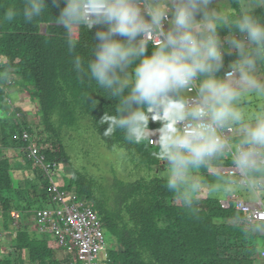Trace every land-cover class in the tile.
Masks as SVG:
<instances>
[{
    "label": "clouds",
    "instance_id": "1",
    "mask_svg": "<svg viewBox=\"0 0 264 264\" xmlns=\"http://www.w3.org/2000/svg\"><path fill=\"white\" fill-rule=\"evenodd\" d=\"M257 9L264 0H64L54 18L77 74L116 101L99 120L107 124L103 136L154 142L167 165L165 187L193 215L204 195L243 192L264 207V104L245 108L250 95L264 97V12ZM46 12L47 0H26L22 15L33 22ZM16 15L9 7L4 19ZM94 27L85 61L74 36ZM226 56L234 58L226 63ZM232 223L264 236V217L236 215ZM255 252L264 254V244Z\"/></svg>",
    "mask_w": 264,
    "mask_h": 264
},
{
    "label": "trees",
    "instance_id": "2",
    "mask_svg": "<svg viewBox=\"0 0 264 264\" xmlns=\"http://www.w3.org/2000/svg\"><path fill=\"white\" fill-rule=\"evenodd\" d=\"M25 3L0 0L1 228L11 232L16 220L49 202L51 180L28 156V147L38 144L50 161L70 165L72 175L64 176L62 188L86 200L98 212L108 237L116 239L103 264H258L264 259L255 252L264 236L245 234L233 225L234 216H246L234 202L229 208L222 206L221 201L233 195H204L199 212L190 214L165 187L167 165L157 158L155 144L128 143L120 132L103 136L107 124L100 125L99 120L106 111L115 112L116 101L75 71L74 54L68 50L63 26L54 19L64 0H47L49 13L33 22L23 18ZM9 7L17 12L11 21L4 19ZM52 17L50 28L43 33L40 24ZM95 31V27L89 31L80 28L74 37L78 41L75 54L85 61ZM224 34L222 31L221 36ZM233 58L226 56V63ZM15 87L28 91L38 106V125L30 122L23 108L14 106L10 91ZM87 119L90 126L85 124ZM158 126L150 122L151 128ZM92 130L108 147L124 148L136 167L148 171V177L131 182L116 179L105 185L85 169L75 167L69 142L74 133ZM17 171L26 173L25 177L20 180ZM200 174L204 175L203 170ZM205 178L211 182L210 177ZM27 228L18 230L14 242L21 264H81L74 250L61 247L56 240L40 238L36 229L31 232ZM13 261L10 253L0 264Z\"/></svg>",
    "mask_w": 264,
    "mask_h": 264
},
{
    "label": "built area",
    "instance_id": "3",
    "mask_svg": "<svg viewBox=\"0 0 264 264\" xmlns=\"http://www.w3.org/2000/svg\"><path fill=\"white\" fill-rule=\"evenodd\" d=\"M24 137L28 139L29 134L25 133ZM28 150V156L34 161V165L40 167L52 181V207L39 209L33 215L40 234L58 241L67 250H74L81 264H103L108 259L109 249L113 244L107 243L108 235L98 212L86 200L78 199L75 193L62 188L65 176L62 166L50 161L43 147L31 144ZM231 202L246 216L264 217V207L258 202H248L236 194L231 199L221 201L224 208H229ZM14 216L17 217L18 214L14 213ZM262 257L264 258V254Z\"/></svg>",
    "mask_w": 264,
    "mask_h": 264
},
{
    "label": "rangeland",
    "instance_id": "4",
    "mask_svg": "<svg viewBox=\"0 0 264 264\" xmlns=\"http://www.w3.org/2000/svg\"><path fill=\"white\" fill-rule=\"evenodd\" d=\"M42 32L45 33L46 31H42ZM77 36H78V30L76 31L74 37ZM23 91L25 92L22 94L21 103L24 104V108H27L24 111L26 113L28 111L27 115L29 117L30 122L35 125H38L40 122L38 106L30 99L29 92L26 90ZM249 100L251 102L245 105V108L249 110V113L251 111H254L259 104H264V97L250 95ZM14 106L16 107L18 106V104L17 105L14 104ZM85 121H86L85 124H88V126H90L91 120L87 119ZM69 144H70V152L72 154L75 167L85 169L90 175L94 176L100 182H102V184L111 185V183H113L114 180L116 179L131 182L137 180L142 176L148 177L149 175L147 170L135 166V162H133L128 157V154L124 148L108 147L107 144L99 137V135H97V133L94 130L83 131L82 133H74L73 140L72 141L70 140ZM20 162H22V159ZM62 170L64 175L67 176L72 175V168L70 167V165L62 166ZM16 174L20 178V180L23 179L26 175V173L24 175L23 171H17ZM28 175L29 174L27 172V176ZM238 194L244 200L246 199V201L248 202L254 201L250 199L248 195L243 192H238ZM49 207H52L51 196L49 198L48 204L45 205V207L39 209H47ZM39 209H35L29 214L24 215L23 218H19L18 220H16V223L13 226V230L11 232L4 231L0 226V240H1L0 260L7 258V256L11 253L14 258L13 264L22 263L19 258V250L14 248L15 238L18 237L17 235L18 230L25 229L26 227H28L27 229L30 230L34 228L35 221L33 219V215ZM37 231H39V228L37 229ZM37 236L40 238H44V236L40 234V232L39 234L37 233ZM114 240L116 239L107 237V243L115 244L116 241L113 242ZM260 244H264V241L260 242ZM24 258L28 259L27 254L24 256ZM262 261L263 260H260L258 264H263Z\"/></svg>",
    "mask_w": 264,
    "mask_h": 264
},
{
    "label": "crops",
    "instance_id": "5",
    "mask_svg": "<svg viewBox=\"0 0 264 264\" xmlns=\"http://www.w3.org/2000/svg\"><path fill=\"white\" fill-rule=\"evenodd\" d=\"M11 94L13 95V100H14V102L16 103V105L18 104V106L19 107H21V108H23L24 110H26L27 108H24V104H22L21 102H22V100H21V98H22V94L25 92V91H23V89L22 90H20L19 89V87H15V88H13V89H11ZM21 105H23V106H21ZM25 105H27V104H25ZM27 113H28V111H27ZM236 195H239L238 193L236 194ZM240 196V195H239ZM241 197V196H240ZM224 199H227V198H224ZM246 200V199H245ZM250 201V200H249ZM252 202H255V201H252ZM35 226H34V229H36V231H37V227H38V225L35 223L34 224ZM37 233L39 234V231H37ZM263 261V264H264V259H262Z\"/></svg>",
    "mask_w": 264,
    "mask_h": 264
},
{
    "label": "bare ground",
    "instance_id": "6",
    "mask_svg": "<svg viewBox=\"0 0 264 264\" xmlns=\"http://www.w3.org/2000/svg\"><path fill=\"white\" fill-rule=\"evenodd\" d=\"M109 238V237H108ZM114 242V241H113Z\"/></svg>",
    "mask_w": 264,
    "mask_h": 264
}]
</instances>
